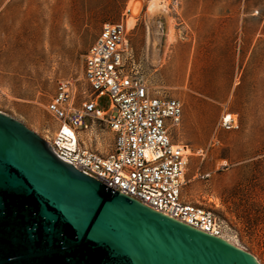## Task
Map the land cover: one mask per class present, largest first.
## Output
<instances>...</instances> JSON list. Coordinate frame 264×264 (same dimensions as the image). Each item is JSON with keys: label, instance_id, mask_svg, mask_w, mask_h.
I'll return each mask as SVG.
<instances>
[{"label": "rangeland", "instance_id": "1", "mask_svg": "<svg viewBox=\"0 0 264 264\" xmlns=\"http://www.w3.org/2000/svg\"><path fill=\"white\" fill-rule=\"evenodd\" d=\"M165 1L174 40L163 35L154 53L150 0H0V111L53 139L46 107L58 82L85 85L84 55L102 24L127 19L131 65L182 103L172 134L192 152L183 199L212 210L223 236L264 264V0ZM229 113L238 127L220 124ZM92 139L112 150L108 127L94 126Z\"/></svg>", "mask_w": 264, "mask_h": 264}, {"label": "water", "instance_id": "2", "mask_svg": "<svg viewBox=\"0 0 264 264\" xmlns=\"http://www.w3.org/2000/svg\"><path fill=\"white\" fill-rule=\"evenodd\" d=\"M0 264H258L113 191L0 112Z\"/></svg>", "mask_w": 264, "mask_h": 264}, {"label": "built area", "instance_id": "3", "mask_svg": "<svg viewBox=\"0 0 264 264\" xmlns=\"http://www.w3.org/2000/svg\"><path fill=\"white\" fill-rule=\"evenodd\" d=\"M131 28L127 19L104 22L84 55L85 85L78 87L72 79L58 82L46 107L56 124L49 146L59 158L113 191L198 230L223 236L212 210L182 197L192 154L172 134L181 123L182 103L154 90L131 65ZM104 96L106 108L99 105ZM229 114L220 124L227 129L238 127ZM94 126L113 132L109 153L92 146ZM69 139L72 146L62 144Z\"/></svg>", "mask_w": 264, "mask_h": 264}, {"label": "bare ground", "instance_id": "4", "mask_svg": "<svg viewBox=\"0 0 264 264\" xmlns=\"http://www.w3.org/2000/svg\"><path fill=\"white\" fill-rule=\"evenodd\" d=\"M147 13H148V17L150 19H153L154 22H155V28L153 30L152 37L149 36V38H148V46H150L152 52L155 53V52L160 50V47H161V44H162L163 35H164L165 40L168 41V42L174 40V32H173L174 29L172 27L171 20H170V17L168 15V12H167V6H166V1L165 0H150L149 4L147 6ZM161 20L164 21L165 24H166L164 30H162L161 27L159 26V23H161ZM132 22H133V17H131L129 19V23L132 24ZM229 117H231L230 114H228L226 116V119L229 118ZM30 131L34 135H36L38 138H40L44 143H46L47 145H50L51 138L41 137L39 134H37L32 129H30ZM66 132L71 137L74 135L71 131L66 130ZM73 137L75 138V136H73ZM69 140L70 141H67V140L62 141V144L67 146V147L72 146L73 140L72 139H69ZM219 237H221L222 239L226 240L228 243H231V244L235 245L236 247L240 248L238 245H236L235 243L231 242L226 237H224V236H219ZM253 257L255 258L254 255H253ZM255 260L257 261L258 264H260V262H258V260L256 258H255Z\"/></svg>", "mask_w": 264, "mask_h": 264}]
</instances>
